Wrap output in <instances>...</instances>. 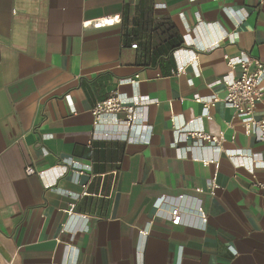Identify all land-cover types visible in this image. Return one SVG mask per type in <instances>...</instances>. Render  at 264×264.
Returning <instances> with one entry per match:
<instances>
[{"label":"crops","instance_id":"1","mask_svg":"<svg viewBox=\"0 0 264 264\" xmlns=\"http://www.w3.org/2000/svg\"><path fill=\"white\" fill-rule=\"evenodd\" d=\"M148 11L181 36L176 56L152 61ZM243 55L264 64V0H0V264H264V190L251 187L264 142L222 101L209 118L194 101L222 100L227 59ZM113 91L147 98L148 143L122 113L93 124ZM197 130L220 149L178 135Z\"/></svg>","mask_w":264,"mask_h":264},{"label":"built area","instance_id":"2","mask_svg":"<svg viewBox=\"0 0 264 264\" xmlns=\"http://www.w3.org/2000/svg\"><path fill=\"white\" fill-rule=\"evenodd\" d=\"M115 22H119L117 17L104 18L97 21L94 27L98 28ZM87 24L84 23V26H87ZM130 47L131 49H137V44H132ZM180 50V48L175 50L173 54L176 56ZM191 61H193V58ZM226 65L228 67V73L221 79V83L226 88L225 97L222 100H219L215 96L209 99L195 97L194 101L202 106V114L206 118H209V110L218 102L222 101L240 120L245 135L254 137L258 142H264V119H257L255 115L257 105L261 103L264 97V64L258 59L243 55L237 59H227ZM184 69L183 65H179L171 71V74L181 75L185 72ZM236 70L238 73L235 75ZM130 83H134V81L130 80ZM148 104L147 98L124 99L116 91H113L107 98L97 102L91 109L93 124L98 125L106 117L114 119L117 114L122 113L125 117L124 124L126 131L134 128H142L146 131L145 136L139 135L137 139H132V141L146 144L149 141V134L151 132V127L147 125V119L145 117V110ZM178 135L182 140L191 138L199 145L207 144L215 149H220L222 140V137H216L200 130L184 131ZM104 136L107 135L104 134ZM238 152L240 151L227 154V159H230L235 154L241 155ZM70 164L78 165L76 161H71ZM25 174L27 176H42L44 171H36L35 168L27 167ZM214 187L212 184L211 191L214 190ZM251 187L253 189L264 190V182L257 181L254 174H252ZM169 216L172 225L176 226L180 223L181 211L179 208H172ZM201 220L203 223L206 222V217L203 213H201Z\"/></svg>","mask_w":264,"mask_h":264},{"label":"trees","instance_id":"3","mask_svg":"<svg viewBox=\"0 0 264 264\" xmlns=\"http://www.w3.org/2000/svg\"><path fill=\"white\" fill-rule=\"evenodd\" d=\"M138 28L142 32L154 34L158 39V44L150 49L152 61L156 59L161 61L163 58H169L172 52L183 45L181 36L167 17L152 20L149 11L142 13L139 17Z\"/></svg>","mask_w":264,"mask_h":264}]
</instances>
